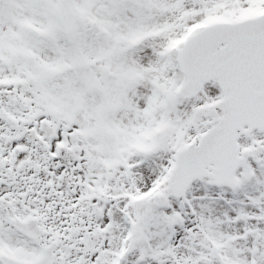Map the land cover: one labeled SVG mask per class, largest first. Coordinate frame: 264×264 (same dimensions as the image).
Segmentation results:
<instances>
[{
	"label": "snow or ice",
	"instance_id": "obj_1",
	"mask_svg": "<svg viewBox=\"0 0 264 264\" xmlns=\"http://www.w3.org/2000/svg\"><path fill=\"white\" fill-rule=\"evenodd\" d=\"M0 264H264V0H0Z\"/></svg>",
	"mask_w": 264,
	"mask_h": 264
}]
</instances>
